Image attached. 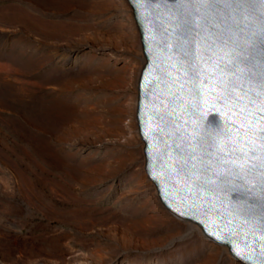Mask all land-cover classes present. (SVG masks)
Returning a JSON list of instances; mask_svg holds the SVG:
<instances>
[{
	"label": "rangeland",
	"instance_id": "obj_1",
	"mask_svg": "<svg viewBox=\"0 0 264 264\" xmlns=\"http://www.w3.org/2000/svg\"><path fill=\"white\" fill-rule=\"evenodd\" d=\"M144 65L128 0H0V264H242L148 178Z\"/></svg>",
	"mask_w": 264,
	"mask_h": 264
},
{
	"label": "water",
	"instance_id": "obj_2",
	"mask_svg": "<svg viewBox=\"0 0 264 264\" xmlns=\"http://www.w3.org/2000/svg\"><path fill=\"white\" fill-rule=\"evenodd\" d=\"M138 126L166 209L264 264V0H128Z\"/></svg>",
	"mask_w": 264,
	"mask_h": 264
},
{
	"label": "bare ground",
	"instance_id": "obj_3",
	"mask_svg": "<svg viewBox=\"0 0 264 264\" xmlns=\"http://www.w3.org/2000/svg\"><path fill=\"white\" fill-rule=\"evenodd\" d=\"M124 3L126 4V2H124ZM127 7H128V6L125 5V8H127ZM128 28H129V27H128ZM130 29H131V30H137L136 27H134L133 25L130 27ZM130 29H129V30H130ZM137 36H138V35H137ZM135 116H136V112L134 113V118H135Z\"/></svg>",
	"mask_w": 264,
	"mask_h": 264
}]
</instances>
